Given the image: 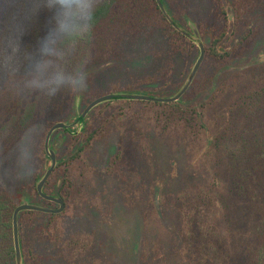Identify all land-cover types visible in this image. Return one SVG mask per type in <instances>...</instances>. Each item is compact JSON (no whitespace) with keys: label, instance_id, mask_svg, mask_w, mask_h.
Returning a JSON list of instances; mask_svg holds the SVG:
<instances>
[{"label":"rangeland","instance_id":"obj_1","mask_svg":"<svg viewBox=\"0 0 264 264\" xmlns=\"http://www.w3.org/2000/svg\"><path fill=\"white\" fill-rule=\"evenodd\" d=\"M165 2L192 35L182 37L156 22L154 31L148 30L149 36L123 33L117 58L95 68L87 77V87L76 92L70 122H65L78 131L59 128L52 134L51 149L58 161L44 186L47 192L60 188L66 207L50 224L51 213H20L25 264H233L226 259V251L264 253L260 249L264 245V0ZM223 28L227 34L221 45L232 53H243L242 59L222 61L211 54L208 33L218 36ZM164 35L169 38L168 48L157 40ZM200 42L206 53L184 93L187 101L211 94L221 70L223 76L256 66L263 71L257 73L261 77L256 84H262L259 95L240 97L229 109L228 102H223L221 109L227 108L223 113L207 109L209 126L220 140L211 156L204 152L203 129L193 135L180 126L170 130L167 109L138 99L106 100L90 110L84 128L75 122L93 100L91 89L97 90V97L126 89H162L175 95L191 75ZM205 82L209 83L207 89L196 93ZM231 84L237 85L235 81ZM33 102L37 112L50 110L45 107L46 95L14 92L0 79V142L13 130L21 108ZM41 127L34 129L19 152L30 160L32 184L52 163L43 154L46 133ZM101 129H109L107 135L84 151V158L71 173L66 163L59 164L72 156L90 131ZM236 144L244 149L241 156L230 155L229 148ZM119 146L125 161L121 167L120 160L111 163ZM11 158V164L0 166V175L2 171L7 177L13 171L16 155ZM67 173L71 179L63 181ZM4 185L0 176V199L5 196ZM36 200L46 204L43 206H59L39 194ZM16 204H20L18 200ZM14 209L3 212V222L11 217L13 222ZM4 242V246L10 244ZM250 260L251 264H264L254 256ZM1 264L17 261L2 259Z\"/></svg>","mask_w":264,"mask_h":264},{"label":"trees","instance_id":"obj_2","mask_svg":"<svg viewBox=\"0 0 264 264\" xmlns=\"http://www.w3.org/2000/svg\"><path fill=\"white\" fill-rule=\"evenodd\" d=\"M161 1L171 13L172 17L174 18V22L184 29L182 23L172 13L170 7L166 4L165 0ZM220 11L227 14V9L225 7H221ZM47 22L48 14L44 13L37 20L34 28L25 36V43L34 46L36 44V41L44 34V31L47 27ZM153 22L159 24L157 26H162L164 28L168 27L172 29L173 33H178L182 37H186L185 33L178 30L174 23L170 22L165 13L162 11L157 0H99V8L95 22V28L88 46V52L90 57L89 62L86 66L88 76L92 74L95 68L101 67L104 64L109 63L110 61L115 59V57L117 58V55L120 54L119 45L122 41L121 37L123 33L136 35L141 33L145 34V36H149L148 30L154 31ZM226 34L227 28H223L218 36L210 35L208 33L210 37V46L208 47L210 48L211 54L222 61H224L225 59H229V61H233L237 58L242 59L244 57L243 53H232L230 49H226L221 45V42L223 41ZM204 36L207 37V33L204 34ZM168 39L169 38L164 35L163 37H160L157 40L163 47L168 48V46L170 45ZM252 69L248 71L245 70L241 73L238 70L232 71L224 75L225 77L223 76L224 70H221L218 77L220 75L223 77L220 76L218 78L219 83L217 88H215V90L211 94H206L204 99L198 98L193 101L185 100V94H187V92L189 91L187 90L179 100L173 102L151 100L140 101H142L144 104L167 109L168 112L166 113V123L170 130H175L178 128L177 126H180L185 131L189 129L190 133L193 135V133L196 132L197 129H203L204 131H202V133L207 143L204 152L207 154V156H211L212 153L218 149L220 145V140L213 132V129L209 126L206 113L207 109L214 108L213 110L216 113H223L227 108H233V102L242 99L240 97L247 98L249 96L259 95V90L262 89V84L261 82H258L259 84H256L257 77H261L257 73L261 74L263 71H258V69H260V67L258 66L253 67ZM1 78L3 77H0V79ZM214 78H216V76H213V79ZM208 81L210 83L212 81V77H210ZM232 81H235L237 85H232ZM209 83L205 82V84L202 85V87L199 88L196 93L200 92L201 90L202 92L206 90ZM252 86H255V88L252 89ZM77 91L78 90L63 89L57 92L55 95H46L48 98V104L45 107L50 106V110L42 109L37 112L35 110L34 102L29 105L26 104L21 108V110L18 112V115H16L15 119L13 120L15 122L13 130L7 135L6 140L0 142V166H2V168L6 167L9 163L11 164V156L14 157V155H16V162L13 165V171H11L10 174L7 173V177L3 176L2 171L0 175L5 181V185L4 187H2V189L5 191V196L4 198L0 199V226H3L0 230V264L2 259L16 262L14 237H12V217L9 218L7 221L3 222V212L5 213L6 210L12 211V209H14L17 205L16 200H18L19 203L23 201H28L35 204L46 205L45 203H40L36 200V196L39 194L37 189V183L43 177V175L41 177L35 176V181H33L32 184L30 168L28 167L30 160L28 159L27 154L19 153L21 147L25 148L28 136L32 134L36 127H45V133L47 134L50 128V124H54L58 121L70 122L69 117L75 107V96ZM116 91H118L117 93H143L152 96L172 95L170 90L162 89H146L143 91H137L135 89H126ZM240 92L243 93L240 94ZM97 96V90L91 89V98L94 100L95 98H97ZM128 99L130 101L136 100L132 98ZM226 101L228 102V106L227 108H222L224 110L223 111L221 109V106H223V102ZM89 104L90 102L88 103V105ZM87 107L82 111V113H80L75 118V122L77 121V123L81 124L82 128H84V125L87 122L89 112L92 109L91 108L87 111ZM73 122H71V124ZM63 130L74 133L78 131V128L69 126L63 128ZM108 131L109 129H101L100 131L92 132L90 131L87 137L85 138L84 143L77 147L72 156L69 159H64L59 164L62 165L63 163H66V169L68 168L71 173L75 165H79V162L84 158V151L86 149H90L95 141H98L105 137ZM131 133L133 136L135 131L133 130ZM241 142L246 144V140H241ZM237 146L238 144L229 148L231 150V156H237L240 155V153H243L244 149H240L239 147L237 148ZM1 147L3 148L1 149ZM50 147H53L52 142H50ZM42 150L43 154H47L45 148H43ZM118 160L122 161L120 167L124 165L125 161L123 159V155L120 153V146L114 154L111 163H113V161ZM126 162L129 163V160H126ZM210 162L211 164L213 163L212 161ZM47 169H45L44 171L46 172ZM70 173H67L66 175L64 174L63 181L71 179ZM256 183L259 184L260 182L258 181ZM44 191L55 196L65 197L60 188L51 189L50 192H47L44 188ZM11 216H13V213ZM58 216L59 214L57 213L51 214L48 223L50 224L52 219ZM75 226H78V224H76ZM20 239L23 252V262L25 264V249L23 243V236L21 234V228ZM7 240L10 241V244L4 246V241L7 242ZM260 249L264 250V245L260 247ZM252 256L256 257L259 262H264V253L255 249H245L236 253H228V251H226L225 254L226 259H232L231 261L233 264H251L250 259L252 258Z\"/></svg>","mask_w":264,"mask_h":264},{"label":"clouds","instance_id":"obj_3","mask_svg":"<svg viewBox=\"0 0 264 264\" xmlns=\"http://www.w3.org/2000/svg\"><path fill=\"white\" fill-rule=\"evenodd\" d=\"M98 8L99 0H0V77L25 95L85 89ZM44 13V34L34 46L26 44Z\"/></svg>","mask_w":264,"mask_h":264},{"label":"water","instance_id":"obj_4","mask_svg":"<svg viewBox=\"0 0 264 264\" xmlns=\"http://www.w3.org/2000/svg\"><path fill=\"white\" fill-rule=\"evenodd\" d=\"M157 2L160 5L162 11L167 16V18L170 20V22L174 23V25L177 27V29L181 30L183 33L187 34L188 36L192 35V34L188 33V31H186L182 27L178 26L174 22V18L172 17L171 13L168 11V9L162 3L161 0H157ZM199 46H200V55H199L196 63L194 64L191 75H190L189 79L187 80V82L182 86V88L175 95H173V96H152V95L143 94V93H129V92L117 93V92H115V93H110V94H105V95L99 96V97L95 98L94 100H92V102H90V104L87 107V111L90 110L91 108H93L94 106H96L97 104L104 102L106 100L113 99V98H132V99H138V100L165 101V102H173V101L179 100L184 95V93L188 90L189 86L191 85L193 79L195 78V76H196V74L200 68L201 63L204 60L205 53H206L205 45L203 42H200ZM69 126H70V124H68L65 121H58V122H55L49 128V130L46 134V138H45V150H46L47 154L50 156L52 163H51L50 167L46 170L43 177L37 183V189H38L39 194L42 197H44L46 200H50V201L58 203L59 206L53 208V207L43 206L40 204L31 203L28 201H23L20 204H18L14 209V212H13V237H14V246H15V251H16L17 264H23V252H22L21 239H20V228H19L20 213L24 210H38V211H43V212H48V213L53 214V213L62 212L66 207V200L64 197L55 196V195L46 193L44 191V186H45V183L47 182V180L49 179L50 175L53 173V171L57 165V161H58L56 152L53 149H51V147H50L51 136L56 129L66 128Z\"/></svg>","mask_w":264,"mask_h":264},{"label":"flooded vegetation","instance_id":"obj_5","mask_svg":"<svg viewBox=\"0 0 264 264\" xmlns=\"http://www.w3.org/2000/svg\"><path fill=\"white\" fill-rule=\"evenodd\" d=\"M54 203H56V202H54Z\"/></svg>","mask_w":264,"mask_h":264}]
</instances>
